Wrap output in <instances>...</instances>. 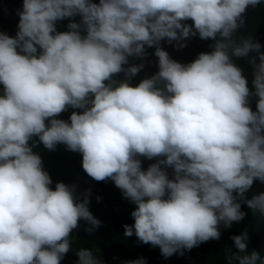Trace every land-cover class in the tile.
Returning a JSON list of instances; mask_svg holds the SVG:
<instances>
[{
    "label": "clouds",
    "instance_id": "9594fccd",
    "mask_svg": "<svg viewBox=\"0 0 264 264\" xmlns=\"http://www.w3.org/2000/svg\"><path fill=\"white\" fill-rule=\"evenodd\" d=\"M262 3L22 0L15 35L0 32V264H60L80 220L89 233L100 225L90 190L79 199L74 184L53 187L33 137L46 150L79 153L93 180L110 179L135 205L124 235L164 258L219 239L221 225L245 216L241 202L264 217V192L245 197L264 183V51L251 35L234 36L246 9ZM196 35L213 41L211 51L188 63L160 46L182 48ZM149 47L157 71L132 85ZM142 158L154 162L144 168ZM231 239L226 264H264L247 251L246 232ZM75 254V264H103L93 248Z\"/></svg>",
    "mask_w": 264,
    "mask_h": 264
},
{
    "label": "trees",
    "instance_id": "16d2710c",
    "mask_svg": "<svg viewBox=\"0 0 264 264\" xmlns=\"http://www.w3.org/2000/svg\"><path fill=\"white\" fill-rule=\"evenodd\" d=\"M15 0H4L0 1L1 4L8 10V13L3 17L2 26L0 32H9L13 29V16L15 10L10 8V5ZM98 2V0H94ZM21 3L15 7L21 8ZM244 24L234 33L236 38L247 37L251 35L254 40L260 39L264 36V3L257 5L256 7H248L246 12L243 14ZM78 20L79 18H74ZM58 31H64L57 27ZM66 30V29H65ZM213 43L210 39H204L201 44L204 49L211 51V44ZM162 47V46H161ZM163 48V47H162ZM148 52L154 53V48L149 47ZM243 70H250L246 59H238L236 61ZM143 76L142 78H144ZM137 79L132 85H135L140 79ZM73 109L69 108L64 111L66 118L68 119ZM37 140V146L33 149L39 152L43 161L44 169L49 173L50 178L53 182V187L56 182H63L69 185H76V196L79 199L84 198L85 190H89L88 177L81 167V155L76 152L66 150L65 146L58 144L54 151L44 149L42 144H39L38 138L33 137ZM171 171L170 169L168 170ZM254 193L259 194L264 192V183L254 181L252 188ZM89 211L92 215L100 221V225L92 232L96 241H92L89 238H80L75 235H70L72 239V247L69 250L70 255L77 259L75 250L79 247H90L96 250L97 258L100 259L103 264H122L124 261L136 260L139 258H148V253L143 255L139 249L135 246H131V243L127 242V239H123L112 227V222L116 219L111 213H105L98 211L95 205L89 202ZM241 210L245 213L244 220L241 224L243 232L247 233V251L251 252L256 250L264 255V217L259 214H253L250 209H247L244 204H241ZM82 225L89 227L84 221L80 220ZM242 231V230H241ZM239 235L237 232H232L230 235H226L221 240L214 241L208 240L204 242H210L212 244L211 250L208 255L212 262L220 264L221 262L226 263V255L229 251L235 252L236 249L233 246L232 236ZM154 258V256H152ZM209 260V258L207 257ZM65 264H70L69 261L62 259ZM60 262V263H62Z\"/></svg>",
    "mask_w": 264,
    "mask_h": 264
},
{
    "label": "flooded vegetation",
    "instance_id": "af4514ba",
    "mask_svg": "<svg viewBox=\"0 0 264 264\" xmlns=\"http://www.w3.org/2000/svg\"><path fill=\"white\" fill-rule=\"evenodd\" d=\"M4 1V0H0ZM7 1V0H6ZM22 0H15V2H12L10 5V8L14 9V16H13V29H11L9 32H6L10 36H14L15 32L17 31V23H18V16L17 11L20 8L16 9V5L21 3ZM8 13V10L4 7L3 4L0 3V27L2 26L3 17ZM69 22L68 19L57 21V27L65 30L66 25ZM190 21H187V23ZM264 36H262L260 39H257L256 41L263 40ZM203 40L196 36H192L190 38H186L184 41L185 46L182 48L179 47H172L171 45L161 41L160 46L164 48L169 53V56L181 63H188L196 58V56L201 52H208L206 49L203 48L201 42ZM149 48L145 49V55L143 57V68L136 74V76L132 77L130 80V83H134L137 79L142 78L143 76H150L153 73L157 71V58L154 56L153 53L148 52ZM171 50H174L175 53H172ZM262 51H264V48L262 46ZM141 63V60L135 57H129V64H136ZM128 65H125L127 67ZM245 77L249 80V88L251 89V70H243ZM124 78V74L120 73L117 74L115 79L120 80ZM256 97L252 96L249 98V104L250 107L252 105L255 106ZM253 110V109H252ZM63 116L65 120H67L64 112L59 114V117L63 119ZM154 161L145 160L142 158V167L146 168L148 164L152 163ZM87 175V174H86ZM88 177V186L90 193L88 195L89 202L95 205L96 209L98 211H103L105 213H111L115 216V220L112 222L113 229L121 235L123 239H127V242L131 243V246H135L137 249H139L142 254L146 255L148 253V258L145 259L146 264H216L212 262L210 259L208 252L211 250L212 244L210 242H207L208 244L200 243L198 246L193 247L191 250L184 251L182 255L173 254L172 256L168 258H164L160 250L157 246H152L150 244H144L141 243L137 237L134 239L126 237L124 235V228L123 225L128 224L131 225L133 223V219L130 215V213L134 210L135 205L131 203L128 199L123 197L120 189H118L114 183L110 179H106L103 181H97L99 188H93L94 180ZM92 183V188L90 189V185ZM97 185V184H96ZM250 189L245 193V197L250 199L254 193V191ZM241 204H244L241 202ZM245 205V204H244ZM246 206V205H245ZM247 209H249L246 206ZM121 213V215H120ZM244 220H240L239 222H233L230 227L224 228L223 225L220 226V237L219 239H216L214 241L221 240L222 237L226 235H230L232 232H237L238 234H241L244 230L241 228V224ZM80 222V221H79ZM123 223V224H122ZM241 226V227H240ZM80 229H73L70 235H75L77 237L82 238H89L92 241H96V238L93 237V234L90 235H82L80 234L83 232V229L87 228V225L84 226L82 223H78V227ZM120 229L119 232L117 229ZM242 230V231H241ZM92 236V238H90ZM133 237V236H132ZM68 255L70 256L69 251L64 255L65 260L69 259L70 264H75V260H71L68 258ZM73 255L71 254L70 257ZM154 256V258H152ZM209 258V260L207 259ZM220 264H226L224 262H221Z\"/></svg>",
    "mask_w": 264,
    "mask_h": 264
},
{
    "label": "rangeland",
    "instance_id": "374dc122",
    "mask_svg": "<svg viewBox=\"0 0 264 264\" xmlns=\"http://www.w3.org/2000/svg\"><path fill=\"white\" fill-rule=\"evenodd\" d=\"M189 23V22H188ZM190 23H191V21H190ZM163 42H165L164 40H162ZM262 46H263V48H264V38H263V40H260V41H258ZM165 43H167V42H165ZM176 42L175 41H173L172 43H167V44H169V45H171L172 47H174L173 45L175 44ZM177 48V47H176ZM171 52L172 53H175V51L174 50H171ZM252 109H253V111H255V106L254 105H252V107H251ZM57 118H60L59 116L57 117ZM61 119V118H60ZM63 119L65 120V118H64V116H63ZM92 183L93 182H91V185H90V189L92 188ZM97 184V185H96ZM93 188H99V186H98V183H97V181L96 180H94V185H93ZM120 215H121V213H120ZM122 216V215H121ZM123 224V223H122ZM75 229H80V228H75ZM86 229V228H85ZM85 229H83V232L80 234V236H82V235H90V234H93L92 232L91 233H89V232H86L85 231ZM96 229V228H95ZM119 228L117 229V231L119 232ZM133 236V237H132ZM132 236H126V237H129V238H132V239H134L136 236L133 234ZM94 237V236H93ZM90 238H92V236H90ZM71 256V255H70ZM69 255H68V258H70L71 260L73 259V260H75L73 257H70ZM62 259H65V256H63V258ZM67 261H69V259H66ZM72 260V261H73ZM76 261V260H75ZM74 261V262H75ZM60 262H62V261H60ZM70 263V262H69ZM60 264H65V263H60ZM72 264V263H71Z\"/></svg>",
    "mask_w": 264,
    "mask_h": 264
}]
</instances>
